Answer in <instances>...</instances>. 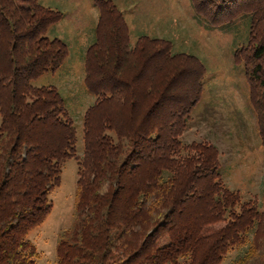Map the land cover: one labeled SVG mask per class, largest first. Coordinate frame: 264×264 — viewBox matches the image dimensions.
I'll return each mask as SVG.
<instances>
[{
  "label": "trees",
  "instance_id": "obj_1",
  "mask_svg": "<svg viewBox=\"0 0 264 264\" xmlns=\"http://www.w3.org/2000/svg\"><path fill=\"white\" fill-rule=\"evenodd\" d=\"M95 4L86 83L97 99L84 116L75 222L59 240L57 264H222L231 247L245 244L246 204L228 220L241 198L222 184L216 147L181 140L205 67L173 55L164 40L130 45L117 7ZM63 16L40 0H0V264L36 263L28 234L51 213L49 196L76 155L77 131L62 95L30 85L68 56L62 40L46 36ZM249 43L251 102L264 104V39L252 30ZM121 69L133 79L124 80ZM260 219L248 223L258 226V238L233 264H264V214Z\"/></svg>",
  "mask_w": 264,
  "mask_h": 264
},
{
  "label": "rangeland",
  "instance_id": "obj_2",
  "mask_svg": "<svg viewBox=\"0 0 264 264\" xmlns=\"http://www.w3.org/2000/svg\"><path fill=\"white\" fill-rule=\"evenodd\" d=\"M110 1L127 25L130 45L135 46L141 37L164 40L170 44L173 55H191L205 67L200 101L189 115L181 140L184 144L216 147L217 172L222 184L241 198L234 216H228V220L241 216L244 213L241 206L246 204L244 225L240 222L244 227L240 239L245 244L231 247L222 262L233 264L258 238V226L249 228L248 223L257 224L264 214V104L263 100L251 102L254 89L244 67L251 52V31L264 39V0ZM75 5L84 19L65 13L70 16L64 39L67 58L59 69L47 71L30 82L32 88L52 87L62 95L78 139L75 157L65 163L60 185L49 196L53 204L51 213L28 234L38 253L35 264H57L59 240L73 228L78 161L84 155V116L97 99L87 88V52L83 59L82 47L89 48L97 40L93 17L98 10L90 0ZM57 24L46 32L51 40L54 39L51 29ZM120 72L124 80L135 75L126 71L128 76H124L123 69ZM260 94L261 91L256 98ZM128 99L123 102L124 107ZM224 226L225 223H220L215 229ZM260 237L264 238V233Z\"/></svg>",
  "mask_w": 264,
  "mask_h": 264
},
{
  "label": "crops",
  "instance_id": "obj_3",
  "mask_svg": "<svg viewBox=\"0 0 264 264\" xmlns=\"http://www.w3.org/2000/svg\"><path fill=\"white\" fill-rule=\"evenodd\" d=\"M87 0H40L41 4L47 8H50L52 10H56L59 11L61 13H63V19L61 20V22H59L55 27H53L51 30L54 31L53 32V38L54 39H59L62 40L64 42V39H66L65 35L66 33H68L66 31L67 28V24L70 16H67L65 13L72 15L75 19H84V15L80 13V11L77 9L75 3H85ZM92 3L95 4V0H90ZM66 7H68L70 10H67ZM97 7V6H96ZM98 10V14L94 15L93 19H94V24L96 26H98V20H99V9L97 7ZM70 11V12H69ZM84 53V58L85 59V54L88 50V46H84L82 47ZM84 61V60H83Z\"/></svg>",
  "mask_w": 264,
  "mask_h": 264
}]
</instances>
